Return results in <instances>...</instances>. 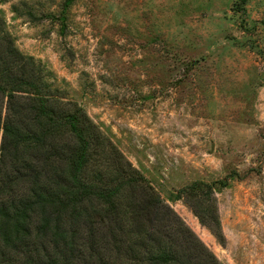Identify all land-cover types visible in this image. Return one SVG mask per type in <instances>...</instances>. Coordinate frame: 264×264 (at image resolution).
<instances>
[{"label": "rangeland", "instance_id": "374dc122", "mask_svg": "<svg viewBox=\"0 0 264 264\" xmlns=\"http://www.w3.org/2000/svg\"><path fill=\"white\" fill-rule=\"evenodd\" d=\"M0 17L187 226L194 260L264 264V0H0ZM194 180L213 183L222 239L179 192Z\"/></svg>", "mask_w": 264, "mask_h": 264}, {"label": "trees", "instance_id": "16d2710c", "mask_svg": "<svg viewBox=\"0 0 264 264\" xmlns=\"http://www.w3.org/2000/svg\"><path fill=\"white\" fill-rule=\"evenodd\" d=\"M43 70L0 17V264H219L193 259L187 226ZM212 185L179 192L222 239Z\"/></svg>", "mask_w": 264, "mask_h": 264}]
</instances>
